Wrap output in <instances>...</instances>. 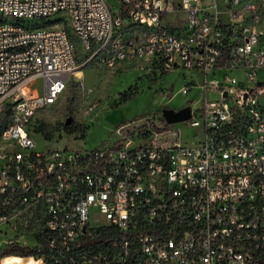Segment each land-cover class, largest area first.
I'll return each mask as SVG.
<instances>
[{
  "label": "built area",
  "instance_id": "built-area-1",
  "mask_svg": "<svg viewBox=\"0 0 264 264\" xmlns=\"http://www.w3.org/2000/svg\"><path fill=\"white\" fill-rule=\"evenodd\" d=\"M113 2L0 0V253L18 243L41 264H264V0ZM72 35L108 67L192 70L180 90L202 93L191 118L140 116L93 150H38L28 125L80 68ZM182 125L197 130L191 143Z\"/></svg>",
  "mask_w": 264,
  "mask_h": 264
},
{
  "label": "rangeland",
  "instance_id": "rangeland-1",
  "mask_svg": "<svg viewBox=\"0 0 264 264\" xmlns=\"http://www.w3.org/2000/svg\"><path fill=\"white\" fill-rule=\"evenodd\" d=\"M109 2L114 3L113 0ZM72 39L77 48L78 70L83 77L73 76L64 94L53 105L39 110L28 125L38 150L65 146L93 150L107 144L112 138V130L125 120L145 115L159 118L164 108L179 110L191 100H201L202 93L197 89L187 96L180 92L194 80L192 70L176 68L161 75L140 62L108 67L91 58L93 54L83 48L76 36L72 35ZM196 83L202 85L203 80L196 79ZM34 87L42 91V79L37 80ZM89 90L93 92L89 94ZM166 92L170 95L165 96ZM208 96L217 99L220 95L209 91ZM96 101L100 106L88 114L87 106ZM69 118L71 122L66 124ZM67 126L74 130L69 133ZM182 128L183 138L189 143L194 141L197 130L184 125ZM41 263L42 259L36 256L24 259L9 256L0 260V264Z\"/></svg>",
  "mask_w": 264,
  "mask_h": 264
},
{
  "label": "trees",
  "instance_id": "trees-1",
  "mask_svg": "<svg viewBox=\"0 0 264 264\" xmlns=\"http://www.w3.org/2000/svg\"><path fill=\"white\" fill-rule=\"evenodd\" d=\"M9 119V114L8 112H5L1 117H0V132L2 129L7 125ZM68 132H72L74 128L72 126H67ZM50 137V136H49ZM38 252L35 248L27 247V246H22L18 243H10L8 244L0 253V258H7L9 256L13 257H19V258H29L34 255H36Z\"/></svg>",
  "mask_w": 264,
  "mask_h": 264
},
{
  "label": "water",
  "instance_id": "water-1",
  "mask_svg": "<svg viewBox=\"0 0 264 264\" xmlns=\"http://www.w3.org/2000/svg\"><path fill=\"white\" fill-rule=\"evenodd\" d=\"M162 115L164 119L168 123H177L180 121L188 120L191 118V106L187 105L179 110H176L174 108H164L162 110ZM71 122V118H69L66 122V124H69Z\"/></svg>",
  "mask_w": 264,
  "mask_h": 264
},
{
  "label": "bare ground",
  "instance_id": "bare-ground-1",
  "mask_svg": "<svg viewBox=\"0 0 264 264\" xmlns=\"http://www.w3.org/2000/svg\"><path fill=\"white\" fill-rule=\"evenodd\" d=\"M75 76L78 78V79H81L83 77V73L80 71V70H76L75 71Z\"/></svg>",
  "mask_w": 264,
  "mask_h": 264
}]
</instances>
